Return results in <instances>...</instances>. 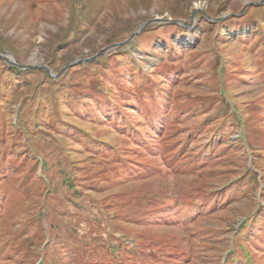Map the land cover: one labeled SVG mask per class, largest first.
<instances>
[{"label":"rangeland","instance_id":"rangeland-1","mask_svg":"<svg viewBox=\"0 0 264 264\" xmlns=\"http://www.w3.org/2000/svg\"><path fill=\"white\" fill-rule=\"evenodd\" d=\"M0 54V264H264V0H0Z\"/></svg>","mask_w":264,"mask_h":264},{"label":"water","instance_id":"water-1","mask_svg":"<svg viewBox=\"0 0 264 264\" xmlns=\"http://www.w3.org/2000/svg\"><path fill=\"white\" fill-rule=\"evenodd\" d=\"M0 59H3V60H5V61H8V62L13 63V64H15V65H18V66H20V67H22V68H26V66L19 65L18 63H16L15 61H13L12 58L9 59L7 56H5V55H3V54H0ZM83 61H86V60H85V59L80 60V62H83ZM44 68L48 71V69H47L46 67H44Z\"/></svg>","mask_w":264,"mask_h":264}]
</instances>
